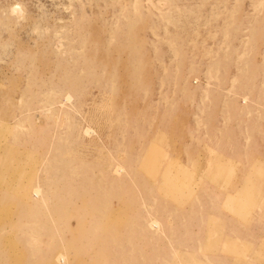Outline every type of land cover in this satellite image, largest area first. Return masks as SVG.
Segmentation results:
<instances>
[{
  "label": "rangeland",
  "instance_id": "374dc122",
  "mask_svg": "<svg viewBox=\"0 0 264 264\" xmlns=\"http://www.w3.org/2000/svg\"><path fill=\"white\" fill-rule=\"evenodd\" d=\"M0 135V264H264V0H0Z\"/></svg>",
  "mask_w": 264,
  "mask_h": 264
},
{
  "label": "bare ground",
  "instance_id": "6f19581e",
  "mask_svg": "<svg viewBox=\"0 0 264 264\" xmlns=\"http://www.w3.org/2000/svg\"><path fill=\"white\" fill-rule=\"evenodd\" d=\"M6 119H8V118H6ZM6 119H4L6 122L9 120H6ZM3 130V129H2ZM1 136V135H0ZM116 170H119V168H116ZM149 171H150V169H149ZM164 185L161 187V189L163 190V192H165L167 195H169V196H171V198H172V201L173 202H180L181 200H180V198H179V196H178V193L176 192V190L178 189L177 188V185H175L174 184V182H172V180L167 176H164ZM38 190L37 189H34L33 190V194H36V192H37ZM187 195V193L185 194V193H183V197L184 196H186ZM181 197V196H180ZM151 224H153V223H151ZM58 260H61L62 258L61 257H58L57 258Z\"/></svg>",
  "mask_w": 264,
  "mask_h": 264
},
{
  "label": "clouds",
  "instance_id": "9594fccd",
  "mask_svg": "<svg viewBox=\"0 0 264 264\" xmlns=\"http://www.w3.org/2000/svg\"><path fill=\"white\" fill-rule=\"evenodd\" d=\"M11 14L15 16H22L23 15V9L21 8L19 3H15L10 8Z\"/></svg>",
  "mask_w": 264,
  "mask_h": 264
}]
</instances>
